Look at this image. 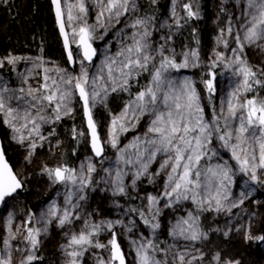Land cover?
<instances>
[{
  "label": "rangeland",
  "instance_id": "obj_1",
  "mask_svg": "<svg viewBox=\"0 0 264 264\" xmlns=\"http://www.w3.org/2000/svg\"><path fill=\"white\" fill-rule=\"evenodd\" d=\"M145 1L131 0L129 11L119 18L118 23L113 20L110 25L106 24L104 28L97 26L95 39L92 43L98 42V57L93 64L88 66L91 67L87 69L90 75L99 71L106 57L114 56L122 46L132 43V35L137 32V29H133L129 25L136 19H146L140 13V4ZM190 1L194 11L201 15L198 0ZM217 1L218 7L211 14L210 22L214 41L207 52L209 64H213V61H215L216 68L220 69L213 83L214 92L210 94L207 89L204 92L202 91V81L199 80L200 82H198L196 77L192 75L193 71L191 69L193 66H191V63L187 68H181L178 71L169 69L166 73L167 76L177 82L190 80L194 85H196L195 82L197 83V89L200 91L198 94L200 105L205 120L209 122L213 121L214 115L221 114L222 108L226 113L230 94L243 80L242 76L235 74L238 65L232 63V60L236 55L241 58L243 55L242 60L246 61L247 65L256 72V79L261 80L264 89V73H262V70H264V41H258L256 44L245 43L241 52L235 39L236 35L243 36L244 30L241 25L244 20L242 12L247 6V0ZM68 2L71 3L73 0H68ZM170 3V17L175 19L179 16L178 18H180L183 6L179 7L173 1H170ZM86 4L89 9L87 21L90 25H95L98 11L95 0H86ZM174 8L175 17L173 16ZM222 9L224 10L222 11ZM66 19L67 15L65 14ZM148 20L151 21V18L149 17ZM148 25L147 28L150 31L152 25L151 23H148ZM229 26L232 28L231 34L227 31ZM144 30L142 27L139 32L142 33ZM67 31L71 43V28L67 27ZM110 34L112 36L108 39L107 37ZM225 41H227V47L223 43ZM71 45L75 47V74L67 70L60 56L55 59L50 56L43 57L39 54L31 57L21 55L16 56L20 59L15 64H9L5 59L11 55L8 53L5 57H0V61L3 62L0 66V88L7 87L15 91L17 95H20L19 89L21 87L25 89V92L29 87L39 89L40 85L44 83L45 67L49 69L59 68L66 70L71 75H78L81 71L79 60L82 58L76 45L72 43ZM111 45L114 46L111 47ZM233 49H237V51L234 53ZM184 53H179L178 50L169 47L165 56H173L179 63L183 61ZM217 53L221 54V60L217 59ZM37 57L43 58V66H38ZM160 62L161 58L158 59L155 67H159ZM154 68H149V71H141L138 76H134L130 80L127 91L118 90L120 91L118 95L113 96L116 94L113 93L111 97H106L103 103H98L92 109L101 140L108 151L107 156L99 160H96L90 152L88 134L77 95L73 96L70 104V107L73 108L71 115H62V118L55 122H41L40 135H43L46 139L40 140L36 136L31 138L35 141L37 147L28 160L25 157L28 156L30 150L27 146L29 141L26 140L25 144L21 145L14 140L12 137L15 134L4 123V117L0 114V126L8 142L24 150L22 162L15 169V173L23 181L25 196L20 193L23 190L22 188L20 192L18 191L12 197L5 198V201L0 205V249H4V240L8 239L13 264H20V261L27 254L29 246L26 244L24 236L26 235V222L29 221L30 216L35 219H32L27 227H42V224H36L35 221L40 218L41 214H47L53 205L56 206L59 215L63 214L65 208L73 211L74 215L70 217L71 222L66 223L63 227L58 225L57 219L45 217L50 219L51 222L48 223L47 232L39 237L40 244L36 250V255L41 259L34 260L32 264H67L69 257L66 256L61 245L67 244L73 233L79 234L81 230L91 231L90 227L85 229V222L88 225H102L101 230L92 239L94 242L99 241L107 245L111 238V231L107 229V223L110 221H121L120 224L114 223L112 231L117 234L118 243L125 254L126 264H138L136 249L141 242L149 240L158 245V249L165 250L164 252L158 249L153 251L156 259L163 262V264H180L178 259L174 260V256L177 254H184V264H188V261H191V264H235L236 261L239 264H264V242H260L256 246V240H245L246 232L254 237L264 235V183H253L249 176L239 172L230 149L222 147L217 138L214 137L209 145V149L214 150L216 155L213 156L212 151H209L208 156L211 159L206 158L202 165H216L227 162L228 166L233 169L232 182L229 185L230 193L226 200L221 201L220 210H217L215 201H212L211 205L204 204L201 207L199 204L193 203L191 198L169 204L168 198L162 196L166 190L165 184L168 171H170V169L161 170L160 168L161 163L166 159L163 154H158L157 158L149 165L148 173L135 180V183H133L135 168L126 166L118 160L121 150L126 155H132L135 152L131 145L136 143L138 137L144 138L153 117L145 114L140 116L137 121L131 119L130 113L128 118L129 130L119 133L116 148H113L110 143V121L113 116L120 115L125 105L133 100L139 91L149 85L152 79L151 72L154 71ZM48 74L55 75V72H49ZM25 79H27V83L24 82ZM251 92H241L239 94L240 100L254 97L250 95ZM8 94L5 93V95ZM261 97H264V92ZM27 99H30V97ZM10 103L13 107L17 106L16 101H10ZM206 106H210L209 116L205 113ZM47 113L52 116V109L49 108ZM137 115L139 114L137 113ZM234 122L238 123V121ZM73 126L77 133L76 138L73 136ZM221 126H223L222 119ZM80 132H84L85 135L79 136ZM23 134L27 136V132ZM67 151L72 152L74 159L68 156ZM88 163H92L96 169L90 175L87 173ZM61 165L75 169L78 179L83 165V178L85 181H91L89 186L84 188L83 191H77L80 188L79 183L73 185L71 182H54V179L43 171L45 166L55 168ZM105 169L109 171L106 172ZM121 169L127 173L123 177L126 193L115 195V188L110 180ZM157 172H159V175H155ZM261 180H264V175H261ZM145 184L150 187V191L147 193L144 188ZM141 186L144 190L139 192ZM70 190L75 194L72 197L71 204H68L66 203V197ZM128 192L134 196L135 202L133 203L137 204L136 208L139 213H144L142 220H140L141 223L134 219L131 214H128V206L119 201V198ZM245 193H248L246 198L243 196ZM149 195L159 199V202L151 210H149L147 200ZM79 196H84L85 199L80 200ZM242 198L244 202L240 204L239 201ZM233 203H237L239 206L232 207ZM74 205H78V207H73ZM157 210L158 215L154 216L153 213ZM189 214L196 221L198 229L203 235L195 241L186 240L183 237L174 238L171 235L173 228L178 221L188 219ZM76 215H79L80 219H76ZM145 220L158 223L159 227L153 232L150 225L145 224ZM185 227L187 226L185 225ZM129 228L131 231L128 230ZM225 233L228 234L225 235ZM13 234L16 236L15 239L11 238ZM68 251H71V249H68ZM109 255V250L87 247L83 255L78 258V264H99L101 258L107 260ZM217 256L219 259L215 258Z\"/></svg>",
  "mask_w": 264,
  "mask_h": 264
},
{
  "label": "snow or ice",
  "instance_id": "obj_2",
  "mask_svg": "<svg viewBox=\"0 0 264 264\" xmlns=\"http://www.w3.org/2000/svg\"><path fill=\"white\" fill-rule=\"evenodd\" d=\"M130 2L131 0H95L98 8L96 24L90 25L87 21L89 9L86 0H73L71 3L68 0H63V3L62 0H51L68 61L69 63L76 62L66 27L71 28V43L76 45L82 57L79 60L81 71L74 76L63 69L45 67L44 83L40 85L39 89L29 87L25 92V89L21 87L19 89L20 95H17L15 91L7 87L0 88V114L4 117V123L15 134L12 138L21 145H24L26 140L29 141L27 146L30 150L28 156L25 157L26 160L37 147L31 138L36 136L40 140L46 139L40 135L41 122H55L59 121L62 115H71L73 108L70 107V104L74 95H78L82 104L93 153L97 157L102 155L104 148L97 131V123L92 109L98 103L104 102L109 94V85L111 92L127 91L130 80L134 76H138L141 71H149V62L155 59L149 52V45L146 41V37L150 34L147 31L149 20L136 19L129 25L131 28L137 29V32L132 35V43L122 46L114 56L106 57L97 73L90 75L87 70L97 55L92 44L97 26L104 28L106 24L110 25L113 20L118 23L119 18L129 11ZM183 8L188 18L198 17L199 13L192 10L191 4L185 3ZM65 14L67 15L66 20ZM173 16H176L175 8L173 9ZM242 18L244 20L241 25L244 30L243 36L236 35L235 37L237 47L241 52L245 43L256 44L258 41H264V0H247ZM176 25L177 27L180 26V18L176 19ZM142 27L145 30L141 33L139 29ZM227 31L231 34V26L228 27ZM224 43L227 47V42ZM161 49H163V45H161ZM236 51L237 49H233L234 53ZM160 55L162 57L160 65L151 72L152 79L149 85L139 91L135 98L125 105L120 115L113 116L111 119L109 130L111 146L116 148L119 133L129 130L128 118L130 113L131 119L137 121L140 116L151 115L153 118L144 138L138 137L136 143L131 145L135 152L132 155H126L121 150V155L118 158L124 165L135 168L133 183L148 173L149 165L157 158L158 154H163L166 159L161 163L160 168L161 170L170 169V171H168L165 184L166 190L162 196L168 198L169 204L191 198L193 203L199 204L201 207L204 204L211 205V202L215 201L217 210H220L221 201L226 200L230 193L229 185L232 182L233 169L228 166L227 162L202 165L206 158L211 159L208 156L209 151H212L213 156L216 155L214 150L209 149L214 137L221 142L222 147L230 149L239 172L249 176L253 183H264V180H261V175H264V97L254 96L240 100L239 96L241 92L253 90L252 82L255 84L262 82L256 79V72L247 65L246 61L236 55L232 60V63L238 65L235 74L242 76L243 80L230 94L226 113L222 108L221 114L214 115L213 121L209 122L204 118L200 97L192 81L177 82L166 75L169 69L178 71L181 68L189 67L190 63L193 67L197 66L195 60L198 59V53L195 50L185 52L183 61L179 63L173 56L163 55V51L160 52ZM5 59L7 63L15 64L20 57L9 55ZM217 59H222L221 54L217 53ZM36 60L39 62L38 66L44 65L42 57H37ZM2 64L3 62L0 61V66ZM212 66L215 67V61H213ZM53 71L55 75L48 74ZM24 82L27 83V79ZM204 83L208 92L213 93V80L208 79ZM5 93L9 94L5 95ZM28 97L30 99H27ZM10 101H16L17 106L13 107ZM49 108L52 109V116L47 113ZM221 119L223 126H221ZM234 121H238V123ZM24 132H27V136L23 134ZM78 135L84 136L85 133L80 132ZM73 136L74 138L77 136L75 129H73ZM43 171L47 172L49 177L54 179V182H71L73 185L79 183L80 188L77 191H83L91 183V181H85L83 178V165L80 169L79 179L76 170L65 165L55 168L45 166ZM95 171L93 164L88 163L87 173L90 175ZM105 171L109 170L105 169ZM126 174L121 169L116 172L115 176L111 177L110 182L115 188V195L126 193V186L123 182V177ZM155 175H159V172ZM22 187L23 181L18 178L17 173L5 159L4 151L0 150V202L5 201L7 197H12ZM74 194L72 190L69 191L66 203L71 204ZM247 195L248 193L243 194L245 198ZM79 199L83 200L85 197L79 196ZM147 200L149 210L159 202V199L152 195H149ZM243 202V198L240 199L239 203L242 204ZM238 206L237 203L232 204V207ZM73 207H78V205ZM73 215V211L68 208H65L63 214L59 215L56 206L53 205L47 214H41L40 218L36 219V224H42V227H27V224L35 219L30 216L29 221L26 222V235L24 236L29 247L20 264H32L34 260L41 259L36 255V250L40 244L39 237L47 232L48 223L51 222L50 219L45 218L46 216L57 219L58 225L63 227L66 223L71 222L70 217ZM143 215L144 213L141 212V216ZM153 215H158V210ZM75 218L80 219L79 215H76ZM144 222L145 224L150 223L148 220ZM114 223L120 224L121 221L107 223V229L111 231V238L105 245L99 241L94 242L92 239L101 230L102 225H88L85 222V229L90 227L91 231L81 230L79 234L73 233L68 243L61 245L66 256L69 257L67 264H78V258L83 255L87 247L109 250L108 259L101 258L99 264H126L125 254L118 243L117 234L112 231ZM150 227L154 232L159 224L151 223ZM128 230L131 231L130 228ZM227 234L225 233V235ZM171 235L174 238L183 237L186 240L195 241L200 239L203 234L200 233L196 221L189 214L188 219L177 222ZM11 238L15 239L16 236L13 234ZM245 240L264 242V235L254 237L246 232ZM4 245V249H0V264H13L8 239L4 240ZM157 249L158 245H155L151 240L141 242L136 249L138 264H163L153 254V251ZM158 250L165 251L163 249ZM215 258L219 259L218 256ZM175 259H178L180 264L185 262L184 254H177L174 256ZM188 264H191V261H188ZM235 264H239V262L236 261Z\"/></svg>",
  "mask_w": 264,
  "mask_h": 264
},
{
  "label": "trees",
  "instance_id": "obj_3",
  "mask_svg": "<svg viewBox=\"0 0 264 264\" xmlns=\"http://www.w3.org/2000/svg\"><path fill=\"white\" fill-rule=\"evenodd\" d=\"M170 1L174 2V0H146L144 3L140 4V13H142L147 20L150 17L151 21L149 20V23L152 25L150 31H148L149 28H147L150 34L146 37V40L149 45L148 50L155 59L149 62V68H154L156 66L158 59L162 58L160 52L163 51V55H166L169 47L178 50L179 53L195 50L198 53V59L195 60L197 66L191 69L193 71L192 75L196 77L198 82L202 81V91L204 92L207 89L204 81L212 79L214 83L215 78L220 72L219 68L209 64L207 56V52L213 41L212 39L210 40V38L208 41L205 40V37L208 35L210 36L212 33L210 29L211 14L216 11L218 1L198 0L201 15H198L197 18H188L183 8L179 27L176 25V19L179 16L174 19L169 15L171 6ZM175 3L177 6L181 7L185 3L191 4V1L175 0ZM192 10L194 11L193 8ZM179 34L183 35V40L175 38L178 37ZM111 36L110 34L107 38L109 39ZM171 37L175 39H171ZM94 44L98 49V42ZM161 45H163V49H161ZM113 46L114 45H111V47ZM72 50L74 53L75 47L72 46ZM8 53L15 56L25 55L27 57L39 54L43 57L50 56L55 59L60 56L67 70L75 74L74 71L76 66L74 69H70L63 54L49 0H7V2H5V0H0V57L3 58ZM195 84L196 85H193L196 87L199 94L200 91L197 89V83L195 82ZM110 87L109 85V94L107 98L111 97L113 93H116L113 96L120 93V91L111 92ZM252 89L250 93L251 96L261 97V94L264 92L261 84L252 83ZM209 103H211V101H209ZM209 110L210 106H206L205 113L208 116L210 113ZM73 129H75L74 126ZM0 138L2 140L6 159L15 170L22 162L24 150L8 142L1 126ZM67 154L74 159L72 152L67 151ZM107 154L108 151L106 150L105 156H107ZM144 188L146 193L150 191V187L147 184H145ZM144 188L142 189L141 186L139 192L144 190ZM24 191L25 187L20 193L25 196ZM134 200L135 198L133 195H130V192L119 198L121 203L128 206V214H131L134 219L140 222L143 216H141L137 210V204L133 203L135 202ZM148 221L150 225L152 221ZM259 243L260 242L257 241L256 246L259 245Z\"/></svg>",
  "mask_w": 264,
  "mask_h": 264
},
{
  "label": "water",
  "instance_id": "obj_4",
  "mask_svg": "<svg viewBox=\"0 0 264 264\" xmlns=\"http://www.w3.org/2000/svg\"><path fill=\"white\" fill-rule=\"evenodd\" d=\"M50 1V5H51V11H52V14H53V17H54V21H55V25H56V28H57V33H58V36H59V39H60V42H61V47H62V50H63V54H64V56H65V58H66V61H67V63H68V65H69V67H70V69H74V67H75V63H69V61H68V58H67V53H66V51H65V49H64V43H63V37L61 36V34H60V31H59V27H58V25H57V22H56V17H55V11H54V7H53V5H52V3H51V0H49ZM66 31H67V27H66ZM68 32V31H67ZM70 39V38H69ZM93 44V47L96 49V51H97V55L93 58V61H92V63H94L96 60H97V57H98V50H97V48H96V46H95V44L94 43H92ZM70 46H71V48H72V45H71V43H70ZM82 58V57H81ZM75 59V58H74ZM86 64H87V62H85ZM91 63V64H92ZM77 98H78V100H79V97H78V95H77ZM79 103H80V105H81V109H82V118H83V121H84V125H85V127H86V130H87V134H88V129H87V126H86V122H85V118H84V115H83V108H82V104H81V102H80V100H79ZM97 131H98V127H97ZM98 134H99V131H98ZM99 136H100V134H99ZM100 139H101V137H100ZM88 140H89V149H90V152L92 153V155L94 156V158L96 159V160H99V159H101V158H103L104 156H105V153H106V146L104 145V143L102 142V140H101V142H102V144H103V148H104V150H103V153H102V155L101 156H99V157H97V156H95L94 155V153H93V150H92V148H91V143H90V137L88 136ZM0 150H2V151H4L3 150V145H2V140H1V138H0ZM5 159H6V156H5ZM7 160V159H6ZM8 162V161H7ZM9 163V162H8ZM10 165V164H9ZM11 166V165H10ZM14 170V169H13ZM14 172H15V170H14ZM60 183V182H59ZM23 188V187H22ZM22 188L21 189H18L17 190V192L19 191H21L22 190ZM16 192V193H17ZM15 194V193H14ZM13 194V195H14ZM1 203L2 202H0V205H1ZM125 261H126V259H125Z\"/></svg>",
  "mask_w": 264,
  "mask_h": 264
},
{
  "label": "bare ground",
  "instance_id": "obj_5",
  "mask_svg": "<svg viewBox=\"0 0 264 264\" xmlns=\"http://www.w3.org/2000/svg\"><path fill=\"white\" fill-rule=\"evenodd\" d=\"M213 36H214L213 33H211L210 36L208 35L207 37H205V40L208 41L209 38H210V40L212 39V41H214V40H213ZM175 38L180 39V40H183V35H182V34H179V36H178V37H175ZM175 38H174V37H171V39H175ZM180 40H179V41H180ZM226 42H227V41H226ZM223 43H224V42H223ZM224 44H225V43H224Z\"/></svg>",
  "mask_w": 264,
  "mask_h": 264
}]
</instances>
